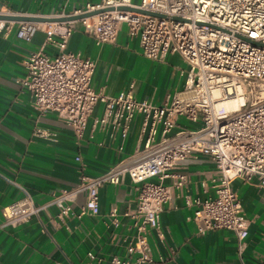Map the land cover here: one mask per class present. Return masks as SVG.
I'll return each mask as SVG.
<instances>
[{
  "label": "built area",
  "instance_id": "built-area-1",
  "mask_svg": "<svg viewBox=\"0 0 264 264\" xmlns=\"http://www.w3.org/2000/svg\"><path fill=\"white\" fill-rule=\"evenodd\" d=\"M119 5L163 16L116 9ZM106 7L113 9L76 21L97 44L112 42L125 24L129 37H138L146 58L162 59L178 54L186 65L183 88L161 105L136 99L130 88L117 95L95 90L90 84L94 61L65 51L75 21L0 20V29L5 24L11 28L17 23L15 34L25 41L43 29L44 43L24 59L25 75L18 79L40 114L56 112L72 127L75 136L81 138L88 116L101 103L103 110L96 121L102 127L120 128L125 135L130 122L140 114L147 132L142 148L133 157L121 159L93 176L85 174V164L76 155L78 184L54 191L47 203L35 204L22 187V196L2 207L3 224L25 223L48 205H53L56 216L63 220L71 213V203L78 193H83L85 200L75 215L96 214L99 189L128 175L135 184L137 197L135 209L130 213L135 233L128 238L124 254L101 261L88 251L86 259L79 264L151 262L149 233L151 230L159 233L164 203L174 196L175 190L181 193L186 183V175L173 169L185 157L201 153L212 160L218 178L213 185V196L203 199L185 196L188 204L195 205L192 219L200 233L217 229L233 231L241 251L248 219L232 182L257 179L264 186V45L256 44L264 42V0H99L71 13ZM0 12L13 13L2 8ZM63 14L66 13L50 15ZM47 44L55 46L57 53L47 54L44 51ZM231 94L242 98L238 107L215 108V101ZM179 117L193 126L180 125ZM32 134L52 136V132L42 127H35ZM167 178H170L168 184ZM111 215L112 223L117 225L114 209Z\"/></svg>",
  "mask_w": 264,
  "mask_h": 264
},
{
  "label": "crops",
  "instance_id": "crops-1",
  "mask_svg": "<svg viewBox=\"0 0 264 264\" xmlns=\"http://www.w3.org/2000/svg\"><path fill=\"white\" fill-rule=\"evenodd\" d=\"M98 1L0 0V8L50 15L71 13ZM7 26L0 29V264H79L88 251L101 261L121 256L128 238L135 233L130 213L136 206L137 189L128 175L99 189L96 214L75 215L85 200L84 194L78 193L71 203V213L63 220L56 216L57 209L48 205L25 223L3 224L2 207L19 199L22 187L35 204L47 203L54 191L78 184L76 155L85 164V174L93 176L121 159L133 157L142 148L147 133L140 114L130 122L125 135L120 128L102 127L96 121L103 110L101 103L88 116L81 138L56 112L40 114L18 79L25 75L24 59L43 45L45 34L39 29L25 41L15 34L17 23ZM44 51L54 55L57 48L47 44ZM65 51L93 60L91 87L109 95L130 88L136 99L161 105L184 85L186 65L180 56L174 53L162 59L146 58L138 37H129L125 24L112 42L97 44L75 21ZM177 122L193 126L182 123L180 117ZM35 127L48 129L51 138L33 135ZM173 171L185 174L186 183L181 193L175 190L164 203L159 233L151 230L148 237L153 261L143 264H264V186L257 179L232 182L248 219L244 247L238 251L231 230L198 232L192 219L195 205L185 199L213 196L218 171L212 160L198 153L182 159ZM169 182L170 178L165 179L166 184ZM113 209L117 225L111 221Z\"/></svg>",
  "mask_w": 264,
  "mask_h": 264
},
{
  "label": "water",
  "instance_id": "water-1",
  "mask_svg": "<svg viewBox=\"0 0 264 264\" xmlns=\"http://www.w3.org/2000/svg\"><path fill=\"white\" fill-rule=\"evenodd\" d=\"M108 9H113V7H106V8H98V9H93V10H88V11H82L80 13H66L63 15H37V14H20V13H2L0 12V20L3 21H39V22H62V21H76L82 17H87L91 16L93 14H96L98 12L108 10ZM116 9L119 10H131V11H136V12H141L145 14H150V15H155V16H163L160 13L153 12V11H148L145 9L137 8V7H132V6H124V5H119L116 7ZM174 19H179L178 17H173ZM256 44H261L264 45V42H257Z\"/></svg>",
  "mask_w": 264,
  "mask_h": 264
},
{
  "label": "bare ground",
  "instance_id": "bare-ground-1",
  "mask_svg": "<svg viewBox=\"0 0 264 264\" xmlns=\"http://www.w3.org/2000/svg\"><path fill=\"white\" fill-rule=\"evenodd\" d=\"M215 93H217V91ZM241 102H242V98L240 97L239 94H231L227 96L225 99L215 101L214 106L216 109L222 107L224 110H230L238 107Z\"/></svg>",
  "mask_w": 264,
  "mask_h": 264
},
{
  "label": "rangeland",
  "instance_id": "rangeland-1",
  "mask_svg": "<svg viewBox=\"0 0 264 264\" xmlns=\"http://www.w3.org/2000/svg\"><path fill=\"white\" fill-rule=\"evenodd\" d=\"M180 121L184 124H189V121L187 119H185L184 117H180ZM174 132V130H173Z\"/></svg>",
  "mask_w": 264,
  "mask_h": 264
}]
</instances>
